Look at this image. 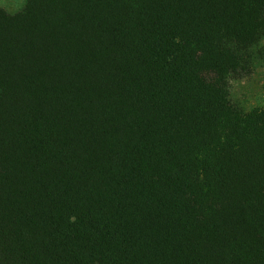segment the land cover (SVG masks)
I'll use <instances>...</instances> for the list:
<instances>
[{
  "label": "trees",
  "instance_id": "obj_1",
  "mask_svg": "<svg viewBox=\"0 0 264 264\" xmlns=\"http://www.w3.org/2000/svg\"><path fill=\"white\" fill-rule=\"evenodd\" d=\"M263 73L264 0L0 6V264H264Z\"/></svg>",
  "mask_w": 264,
  "mask_h": 264
},
{
  "label": "rangeland",
  "instance_id": "obj_2",
  "mask_svg": "<svg viewBox=\"0 0 264 264\" xmlns=\"http://www.w3.org/2000/svg\"><path fill=\"white\" fill-rule=\"evenodd\" d=\"M27 0H0V6L6 8L9 12H17L23 8ZM264 73L262 75L251 77L236 85L238 94L245 93L251 103H264ZM258 93V94H257ZM258 95L257 97L255 95Z\"/></svg>",
  "mask_w": 264,
  "mask_h": 264
}]
</instances>
